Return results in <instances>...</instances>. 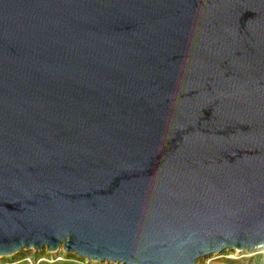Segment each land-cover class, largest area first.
<instances>
[{
    "label": "water",
    "instance_id": "95a60500",
    "mask_svg": "<svg viewBox=\"0 0 264 264\" xmlns=\"http://www.w3.org/2000/svg\"><path fill=\"white\" fill-rule=\"evenodd\" d=\"M263 246L264 0H0V258Z\"/></svg>",
    "mask_w": 264,
    "mask_h": 264
},
{
    "label": "rangeland",
    "instance_id": "374dc122",
    "mask_svg": "<svg viewBox=\"0 0 264 264\" xmlns=\"http://www.w3.org/2000/svg\"><path fill=\"white\" fill-rule=\"evenodd\" d=\"M37 250L30 249V250H20L17 253L12 254L10 257L12 259L20 260L17 264H34L33 256L35 255ZM41 251V250H39ZM47 255L42 253L38 254L41 256V260H37V262L41 261L47 264H60L63 262L65 257L63 254H66L62 247H60L57 251L49 252L46 250ZM27 255L30 257L31 262L28 260H22L19 256ZM44 255V256H42ZM6 257V256H5ZM5 257L0 258V260H4ZM54 257V258H52ZM85 259V258H83ZM71 261V259H69ZM77 264H107L105 262H94V261H87L85 262L80 260L79 262H75ZM199 264H264V248H256L251 251H236L235 249H226L221 253H213L206 257H202L198 260ZM112 264V263H110Z\"/></svg>",
    "mask_w": 264,
    "mask_h": 264
},
{
    "label": "trees",
    "instance_id": "16d2710c",
    "mask_svg": "<svg viewBox=\"0 0 264 264\" xmlns=\"http://www.w3.org/2000/svg\"><path fill=\"white\" fill-rule=\"evenodd\" d=\"M42 253H44L46 255L48 254V253H46V249H42L41 251L37 250L35 255L33 256L34 264H47V263H44V262H41V261L37 262V260H39L41 258V256H39L38 254H42ZM63 255H64L63 257H65L66 260H64L60 264H77L75 262H79L80 260L85 262V259H83L82 257H78V256H76L74 254H71V253H66V254H63ZM25 256H27V255L23 254V255H21L19 257L21 259H23V257H25ZM42 256H44V255H42ZM52 258H54V257H52ZM69 259H71V261ZM2 262H6V263H9V264H17L18 262H20V260L12 259V257L6 256ZM87 264H91V263H87Z\"/></svg>",
    "mask_w": 264,
    "mask_h": 264
},
{
    "label": "built area",
    "instance_id": "2783aa9c",
    "mask_svg": "<svg viewBox=\"0 0 264 264\" xmlns=\"http://www.w3.org/2000/svg\"><path fill=\"white\" fill-rule=\"evenodd\" d=\"M22 260H28L29 262H31V259H30V257H29V256H25V257H23V259H22ZM0 264H9V263L2 262V261L0 260Z\"/></svg>",
    "mask_w": 264,
    "mask_h": 264
},
{
    "label": "bare ground",
    "instance_id": "6f19581e",
    "mask_svg": "<svg viewBox=\"0 0 264 264\" xmlns=\"http://www.w3.org/2000/svg\"><path fill=\"white\" fill-rule=\"evenodd\" d=\"M261 248H264V246H263V247H261Z\"/></svg>",
    "mask_w": 264,
    "mask_h": 264
}]
</instances>
